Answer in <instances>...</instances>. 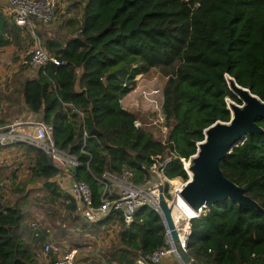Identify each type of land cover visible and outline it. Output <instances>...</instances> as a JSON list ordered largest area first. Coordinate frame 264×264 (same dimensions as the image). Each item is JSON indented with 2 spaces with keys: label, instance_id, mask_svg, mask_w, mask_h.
<instances>
[{
  "label": "trees",
  "instance_id": "1",
  "mask_svg": "<svg viewBox=\"0 0 264 264\" xmlns=\"http://www.w3.org/2000/svg\"><path fill=\"white\" fill-rule=\"evenodd\" d=\"M80 1V33L48 43L62 63H49L36 77L18 82L8 97L53 125L56 145L80 161L74 175L89 183L95 205L103 189L97 177L128 167L141 182L142 164L159 155L173 156L169 178L187 181L183 159L196 154L206 128L231 119L226 98L242 103L227 75L264 101V0ZM154 70L165 79L166 140L154 129L160 125L137 127V111L122 103L137 76ZM155 115L143 120L152 122ZM257 123L264 129L263 117ZM25 146L31 181L44 182L49 192L44 198L54 205L65 196L51 180L58 168L45 151ZM221 167L262 209L230 198L204 208L192 220L188 253L193 264H264V131L248 135ZM27 194L0 195V264H39L35 249L42 247L46 228L35 233L29 225L35 198L28 205ZM66 207L65 219L54 229L57 237L69 236L67 227L76 222L75 201ZM165 234L161 214L142 208L131 225L123 222L111 259L136 264L139 253L164 245Z\"/></svg>",
  "mask_w": 264,
  "mask_h": 264
},
{
  "label": "built area",
  "instance_id": "2",
  "mask_svg": "<svg viewBox=\"0 0 264 264\" xmlns=\"http://www.w3.org/2000/svg\"><path fill=\"white\" fill-rule=\"evenodd\" d=\"M7 2L10 5L14 21L18 26H28L34 19L44 24H52L57 20L58 0H7ZM49 63L60 65L62 62L56 55L49 52L41 42H38L33 47L26 48L21 56L22 65L37 69L38 71L45 68ZM229 76L227 75V81ZM124 86H127V83H124ZM153 93L157 95L152 97ZM158 95H161V89L157 87L149 91L145 98L149 102H152L153 107L159 108L160 106L157 104ZM226 101L228 103L233 100L228 97ZM122 103L124 105L123 100ZM124 107L127 108L125 105ZM162 107L163 104H161L160 109H156L161 112L160 116L156 114V118L151 117L155 124L165 121ZM136 109L133 108V110ZM20 121H15L10 126L11 128L2 134L0 143L7 144L24 141L45 151L52 158L53 164L58 168V173L51 180L56 182L62 189V193L65 195L64 203L69 204L71 202V198L69 199L70 195L76 193L79 197V203L75 212L89 223L104 220L110 213H113L119 216L126 225H131L135 221L139 210L145 207L154 209L161 214L160 187L162 185L164 186L165 195L169 203L174 205L173 216L174 208L181 200L187 204L188 210L192 209L180 195V190L185 186L187 181L171 179L166 175L167 165L173 156L162 158L161 155L154 157V161L150 165L142 164V169L144 170L143 182H137L135 171L128 167H124L122 171L107 170L101 177H97L103 189L101 202L99 205H95L93 190L89 183L77 179L74 175V169L80 165V161L76 156L60 149L56 145L53 125L45 122L43 118L31 119L27 122L33 127V131L19 134L14 130V126L21 124ZM135 124L137 127L144 126V123L140 119L136 120ZM164 129L167 130L166 127ZM87 154L92 158L91 153L87 152ZM191 159L192 156L189 159H183L184 167L189 177L191 171L188 168L191 165ZM175 180L178 182H175ZM204 208L206 207H202L200 210L204 211ZM197 214L196 212H186L178 221L175 220L179 235L178 242L173 240L170 230L166 227L164 245L149 253H139L136 264H159L170 256L175 257L181 262H185L178 249L182 248L188 251V242L192 233V220L200 217ZM31 227L37 233V231L42 229V222L38 219L34 220L31 222ZM44 227L46 228L45 241H43L42 247L35 249L36 257L43 264H79V250L74 247L63 248L53 236L54 227ZM51 253H54L56 257H46V254L50 255Z\"/></svg>",
  "mask_w": 264,
  "mask_h": 264
},
{
  "label": "crops",
  "instance_id": "3",
  "mask_svg": "<svg viewBox=\"0 0 264 264\" xmlns=\"http://www.w3.org/2000/svg\"><path fill=\"white\" fill-rule=\"evenodd\" d=\"M58 3L57 20L54 23L44 24L34 19L30 25L21 27L15 23L7 0H0V140L2 134L7 132L15 121L21 120V124L14 126V130L21 134L33 131L28 120L42 119V113L33 112L23 106V103L16 104L13 102V98L8 97L18 82H24L26 79L38 75L37 69L21 64L24 50L35 46L38 42H41L49 50V42L62 43L68 36H76L80 33L83 3L80 0H58ZM57 22L64 24L59 30V35L62 38L57 37L58 33L48 31L49 28H47ZM25 145L34 146L24 141L0 143V164H5L4 158L9 157L8 152L15 148L25 149L27 148ZM70 198L78 205L79 197L76 193H72ZM60 200L64 201L65 197L62 196ZM76 208L72 211L76 222L73 221L70 225L69 236L57 237L53 233L54 238L63 248L74 247L80 250L78 262L79 255L82 260L85 258V262L82 261L79 264H119L117 260L111 259L110 249L121 240L122 219L110 213L104 220L89 223L82 216L76 214ZM85 223L87 226L84 227ZM71 229L80 233L75 237V241L70 235ZM46 257L54 258L56 255L51 253L50 255L46 254ZM39 262L43 264L40 260ZM159 264H184V262L170 256Z\"/></svg>",
  "mask_w": 264,
  "mask_h": 264
},
{
  "label": "water",
  "instance_id": "4",
  "mask_svg": "<svg viewBox=\"0 0 264 264\" xmlns=\"http://www.w3.org/2000/svg\"><path fill=\"white\" fill-rule=\"evenodd\" d=\"M228 83L243 104L229 102L230 121L218 120L206 128L205 139L199 142L198 151L192 156L188 168L191 175L180 190V195L195 211L202 207L210 208L227 198L240 205L262 209L256 200L245 193L242 186L224 174L221 162L235 147L241 145L248 135L264 131L257 123L258 118H264V101L249 88L240 85L234 77L228 78ZM50 163L53 165L52 158ZM160 190L161 216L173 240L178 242L179 235L173 216L174 205L169 203L163 185ZM178 250L186 263H194L188 251L182 248Z\"/></svg>",
  "mask_w": 264,
  "mask_h": 264
},
{
  "label": "rangeland",
  "instance_id": "5",
  "mask_svg": "<svg viewBox=\"0 0 264 264\" xmlns=\"http://www.w3.org/2000/svg\"><path fill=\"white\" fill-rule=\"evenodd\" d=\"M62 25L64 24L57 22L56 24H53L52 26H48L47 28H49L48 31L52 33H58L56 34L57 37L62 38L61 35H59V30L62 27ZM137 80L138 81L136 82V85L130 91V93L126 94L123 97L122 100L124 102V105L130 109L137 108L136 110L140 117V120L144 123L143 127L149 126L153 128L154 125L157 126L160 125L159 128L155 127L154 129L158 132V134H160L162 139L166 140V138L169 136V126L165 122L155 124L153 121L147 123L145 120H143L146 119V117L152 115L153 113L157 114V116L161 115V112H159L156 109H160L161 104H163L164 102L163 86L165 79L160 75V73L154 70L149 74H145L144 76H137ZM129 84L132 83L129 82ZM157 87L161 89V95L160 96L158 95L159 97H157L158 98L157 104L160 106L159 108L153 107L152 102H149L145 98L149 91ZM156 95L157 94L153 93L152 97H155ZM241 102L242 103H239L240 105L243 104V101ZM154 117L156 118V115ZM165 127L167 128V130L164 129ZM158 129L160 131H158ZM7 154L9 155V157L4 158L5 164H0V195L5 196L6 198L9 197L13 199L21 196L22 193L24 194L28 193L27 194L28 205H30L29 204L30 201H32L35 198L33 200L34 211H32L28 220L29 225L34 220L38 219L42 222V228H45L44 226H49L50 228L53 226L56 232L57 226H59V224L65 219V216L68 213L66 204L64 203L63 200L59 199L57 202H55L54 205H52L51 200L46 198L48 197L49 192L44 188V182L40 180H36L34 182L31 181L32 175H31L30 165L32 164L31 163L32 159L25 149L15 148L12 149ZM35 155L36 154H33L32 156ZM12 173L14 174V176L12 175ZM135 174L137 175V173ZM15 178L16 181L14 180ZM137 179L138 177L136 176V181ZM177 179H181V178H177ZM143 181L144 178L141 182ZM15 183L19 185H16ZM60 190L62 191L61 188ZM44 195H46L45 198ZM67 229H69V227H67ZM78 233L79 232H75L74 230L71 229L70 235L72 236L73 241H75V237L78 236ZM82 261L85 262V258L84 260H82L81 255H79V263H82ZM39 264L41 263L39 262ZM184 264H190V263L184 262Z\"/></svg>",
  "mask_w": 264,
  "mask_h": 264
},
{
  "label": "bare ground",
  "instance_id": "6",
  "mask_svg": "<svg viewBox=\"0 0 264 264\" xmlns=\"http://www.w3.org/2000/svg\"><path fill=\"white\" fill-rule=\"evenodd\" d=\"M229 78H230V76H229ZM175 182H178V181H176L175 180ZM193 213V212H196V213H198L197 215H202V213H203V210H200V212L199 211H194V210H188V208H187V204L183 201V200H181L180 202H179V204H177L176 206H175V208H174V217H175V220H179L180 218H181V216L182 215H184L185 213ZM182 232V231H181Z\"/></svg>",
  "mask_w": 264,
  "mask_h": 264
}]
</instances>
